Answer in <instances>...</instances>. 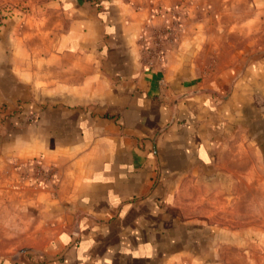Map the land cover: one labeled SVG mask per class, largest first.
Listing matches in <instances>:
<instances>
[{"label": "crops", "instance_id": "0c3cea01", "mask_svg": "<svg viewBox=\"0 0 264 264\" xmlns=\"http://www.w3.org/2000/svg\"><path fill=\"white\" fill-rule=\"evenodd\" d=\"M185 4L155 45L169 13L135 0H73L39 56L0 32V174L26 175L0 264H186V177L264 160V0Z\"/></svg>", "mask_w": 264, "mask_h": 264}, {"label": "rangeland", "instance_id": "374dc122", "mask_svg": "<svg viewBox=\"0 0 264 264\" xmlns=\"http://www.w3.org/2000/svg\"><path fill=\"white\" fill-rule=\"evenodd\" d=\"M72 1L0 0V32L4 41L7 30L15 28L17 38L33 41L31 49L36 55L47 52L55 36L68 28L63 7ZM135 1L151 3L160 14L169 13V23L153 33L158 38L154 45L159 37L170 39L177 35L178 28L175 31L172 25H182L180 15L186 0ZM237 149L238 152H233L235 158L222 160V174L207 179V184L197 173L192 174L186 177V190L178 191L176 214L188 226L186 264H264V160L256 148L247 149L245 143L239 142ZM34 167V182H39L36 174L40 171L38 166ZM25 177L20 172L10 177L0 174L2 220L18 210L19 207H13L14 199L22 194L6 184L20 185L26 181ZM6 226V222L0 221V230Z\"/></svg>", "mask_w": 264, "mask_h": 264}, {"label": "water", "instance_id": "95a60500", "mask_svg": "<svg viewBox=\"0 0 264 264\" xmlns=\"http://www.w3.org/2000/svg\"><path fill=\"white\" fill-rule=\"evenodd\" d=\"M28 250H30L29 248H24V249H22V250H20L21 252H24V251H28Z\"/></svg>", "mask_w": 264, "mask_h": 264}]
</instances>
